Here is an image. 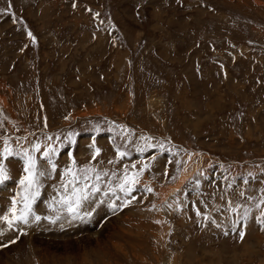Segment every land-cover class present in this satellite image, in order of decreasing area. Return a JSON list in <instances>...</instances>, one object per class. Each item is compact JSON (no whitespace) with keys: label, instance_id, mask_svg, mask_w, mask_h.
<instances>
[{"label":"rangeland","instance_id":"obj_1","mask_svg":"<svg viewBox=\"0 0 264 264\" xmlns=\"http://www.w3.org/2000/svg\"><path fill=\"white\" fill-rule=\"evenodd\" d=\"M26 152L0 264H264V0H0V215Z\"/></svg>","mask_w":264,"mask_h":264},{"label":"snow or ice","instance_id":"obj_2","mask_svg":"<svg viewBox=\"0 0 264 264\" xmlns=\"http://www.w3.org/2000/svg\"><path fill=\"white\" fill-rule=\"evenodd\" d=\"M29 35H31V33H29ZM49 139H52V138L49 137ZM33 150L39 152L40 151V145L39 144L34 145ZM53 151H54V149L49 148V149H45L43 152V158L46 159L48 164L53 163L51 160V153ZM3 152L5 155H11L9 148L7 147V141H5V147L3 149ZM98 153H99V150L97 149V154ZM25 154L27 156V160L25 161L24 171L26 173H29V175L32 177V179L29 181V183L27 185H25V187L27 189V196L22 197V200L24 201L23 207L17 209L15 215H13L11 217L6 216V215H0V221L6 222V226L9 230H15L17 232L20 231V229L18 228L19 224H21V223L28 224L30 222L28 219V214L31 213V207L27 203V201L34 199L35 195H38L37 192L32 191L33 186L36 185V182H37L36 178L39 176L47 175L46 171H39L38 170V165L36 163V160L33 159L30 152H26ZM53 170H55L54 166H53ZM7 178H8V171L2 164H0V183H2ZM77 182L78 181H76L75 179H73V181H71V183H73V184H75ZM20 183L22 185H24L25 181L22 179L20 181ZM130 191H132V189H128V192H130ZM149 191H150V189H149ZM74 195H75V192H74ZM63 203L65 204V206L67 207V210L70 213H75L77 211V209L79 208V200L78 199L72 200L70 198H66L63 201ZM261 203H264V201H262ZM12 204H13V208H16L17 201L15 199H13ZM262 215H264V214H262ZM35 219L37 221H39L40 217L36 216ZM206 219H207V217H206ZM2 234H3V226L0 225V235H2ZM238 234L240 235V237L242 239L244 236V233L241 231ZM12 242H15V241L13 240Z\"/></svg>","mask_w":264,"mask_h":264},{"label":"bare ground","instance_id":"obj_3","mask_svg":"<svg viewBox=\"0 0 264 264\" xmlns=\"http://www.w3.org/2000/svg\"><path fill=\"white\" fill-rule=\"evenodd\" d=\"M91 112V111H90ZM92 113V112H91ZM90 115V114H89ZM86 117L87 116V114H85V115H83V117ZM76 117H82V114H80L79 116H78V114H77V116ZM183 180H184V178H181V179H179L178 180V186L179 187H182V184H183ZM3 188L4 187H2V186H0V189H2L3 190ZM176 188H177V186H176ZM5 189V188H4ZM4 194H2V196H3ZM119 233V232H118ZM120 234V233H119ZM94 236H101V234L99 233L98 235H96V233H95V235ZM121 238V237H120ZM95 240H98V238H95ZM129 242V241H128ZM66 245V244H65ZM67 246H72L71 244H67Z\"/></svg>","mask_w":264,"mask_h":264}]
</instances>
